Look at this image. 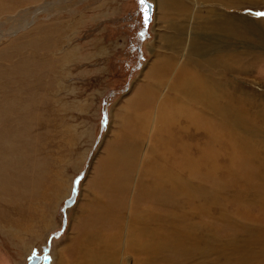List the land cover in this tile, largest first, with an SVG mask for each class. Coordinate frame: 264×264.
<instances>
[{
    "label": "rangeland",
    "instance_id": "1",
    "mask_svg": "<svg viewBox=\"0 0 264 264\" xmlns=\"http://www.w3.org/2000/svg\"><path fill=\"white\" fill-rule=\"evenodd\" d=\"M224 1L218 47L264 56V0ZM160 17L154 0H0V264H264V133L243 140L254 156L202 107L127 114ZM261 64L227 82L264 97Z\"/></svg>",
    "mask_w": 264,
    "mask_h": 264
},
{
    "label": "bare ground",
    "instance_id": "2",
    "mask_svg": "<svg viewBox=\"0 0 264 264\" xmlns=\"http://www.w3.org/2000/svg\"><path fill=\"white\" fill-rule=\"evenodd\" d=\"M154 2L161 15L160 19L167 25L165 32L162 31L159 35V41L162 44L159 47L165 52H162L159 57H154L144 75V81L126 104L128 112L132 110L130 114H127L133 123L141 120L140 124L143 125V120L146 119V116H143L144 110L152 107L154 102H160V107L157 108L159 117L169 113L172 119L179 116L191 118L186 108L183 110L178 108L177 104L183 102L186 105L202 107L210 111L213 114L214 123L217 121L215 124L228 130L227 132L232 136L245 132L249 138L244 136L245 138L241 141L254 137L258 132L264 133V97L232 86V81L228 83L225 77L235 73H248V70H253L254 67L264 63L262 54L250 51L238 53L233 49L218 47L220 43L226 45L234 36L230 17L223 16L221 13L217 14V7L227 3L224 0H154ZM161 95L163 97L156 100ZM172 106L175 108L174 113L170 112ZM194 121L197 123L198 120L194 117ZM211 126L214 127L212 121L205 122L208 131L211 130ZM134 127L132 125V128ZM129 134L128 129L125 128L121 137L124 144H122L124 151L121 150V155L111 154L109 158L110 169L115 166L116 172L112 170L110 173L115 184L121 183L123 174L117 169L118 164H126L129 160L127 158L129 154L125 152V149H131L132 143H129V140L134 138ZM177 141L181 142V139ZM243 142L246 144L245 141ZM186 149L182 150L185 154L180 156L181 165L197 166L201 160L200 154L199 162H193L186 156L188 153ZM246 150L254 156V153L258 152V149L248 146ZM208 153V149L201 151L202 157H209Z\"/></svg>",
    "mask_w": 264,
    "mask_h": 264
},
{
    "label": "water",
    "instance_id": "3",
    "mask_svg": "<svg viewBox=\"0 0 264 264\" xmlns=\"http://www.w3.org/2000/svg\"><path fill=\"white\" fill-rule=\"evenodd\" d=\"M150 8V5H148ZM39 262V258L38 257H33V264H37Z\"/></svg>",
    "mask_w": 264,
    "mask_h": 264
}]
</instances>
